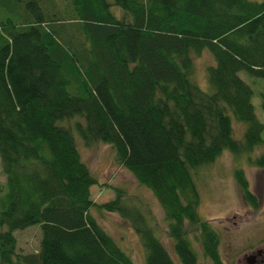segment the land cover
<instances>
[{
	"label": "trees",
	"instance_id": "obj_1",
	"mask_svg": "<svg viewBox=\"0 0 264 264\" xmlns=\"http://www.w3.org/2000/svg\"><path fill=\"white\" fill-rule=\"evenodd\" d=\"M203 51L213 60L205 88L193 77ZM259 78L264 0H0V264H135L94 212L130 224L144 264H224L218 232L198 214V180L224 150L264 168ZM78 142L109 144L152 192L171 248L138 198L119 188L91 198L97 181ZM233 174L256 208L244 170ZM33 225L38 247L21 251L14 232Z\"/></svg>",
	"mask_w": 264,
	"mask_h": 264
},
{
	"label": "rangeland",
	"instance_id": "obj_2",
	"mask_svg": "<svg viewBox=\"0 0 264 264\" xmlns=\"http://www.w3.org/2000/svg\"><path fill=\"white\" fill-rule=\"evenodd\" d=\"M212 62L208 51H203L201 55L194 57L193 77L201 88H205V68ZM240 75L249 83L253 81L251 79L249 81L244 72ZM260 80L263 84L252 83L256 91L252 102L255 113L263 124L261 136L264 140V112L261 108L260 96V91L264 92V80ZM234 129L236 133H240L241 125L235 124ZM78 147L97 181L91 186V198L96 203L109 201L115 196V188L121 189L126 197L138 198L147 210L151 222L155 224L161 240L168 248H171L172 241L162 208L150 190L140 185L126 168L116 163L112 147L104 143L85 146L80 142ZM262 151L263 147L260 146L249 155H258ZM236 167L244 170L249 188L258 200L256 208L250 206L243 198L233 174ZM4 178L0 162V183ZM198 188L200 193L198 214L218 232L220 237L218 248L224 264H249L245 257H253L251 252L264 247V168L251 167L244 158L236 162L230 152L224 150L210 167L201 172ZM94 214L135 264H144V248L130 224L114 212H94ZM187 229L195 250L201 256V246L197 239L198 228L187 225ZM14 235L17 238V247L21 251L36 250L40 228L39 225H33L26 230H16ZM174 261L176 264H181L177 258H174Z\"/></svg>",
	"mask_w": 264,
	"mask_h": 264
},
{
	"label": "flooded vegetation",
	"instance_id": "obj_3",
	"mask_svg": "<svg viewBox=\"0 0 264 264\" xmlns=\"http://www.w3.org/2000/svg\"><path fill=\"white\" fill-rule=\"evenodd\" d=\"M253 257H245V260L249 264H264V247L257 248L254 252H251Z\"/></svg>",
	"mask_w": 264,
	"mask_h": 264
}]
</instances>
